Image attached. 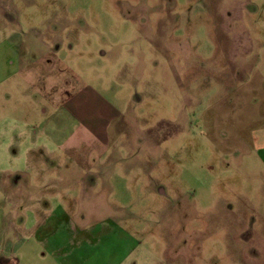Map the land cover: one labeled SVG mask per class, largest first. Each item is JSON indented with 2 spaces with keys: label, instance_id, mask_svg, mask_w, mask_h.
<instances>
[{
  "label": "rangeland",
  "instance_id": "rangeland-1",
  "mask_svg": "<svg viewBox=\"0 0 264 264\" xmlns=\"http://www.w3.org/2000/svg\"><path fill=\"white\" fill-rule=\"evenodd\" d=\"M263 77L264 0H0V264H264Z\"/></svg>",
  "mask_w": 264,
  "mask_h": 264
},
{
  "label": "crops",
  "instance_id": "crops-1",
  "mask_svg": "<svg viewBox=\"0 0 264 264\" xmlns=\"http://www.w3.org/2000/svg\"><path fill=\"white\" fill-rule=\"evenodd\" d=\"M59 84H61L60 87H58V84H53V82H51V87L54 85L52 88L58 87V89L62 91L61 88L63 84L61 80ZM67 90L70 91V93L66 92L67 95L65 94V99L63 98L60 104L62 103L68 113L83 125L96 140L101 141L102 138H99V135L104 133V137H106L105 130L111 121H114L118 116V110L106 101H102L100 96L94 94L89 87H71V89L67 88ZM252 137L256 144V155L264 166V130L253 132ZM101 142L105 143L106 141Z\"/></svg>",
  "mask_w": 264,
  "mask_h": 264
}]
</instances>
